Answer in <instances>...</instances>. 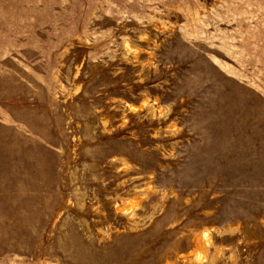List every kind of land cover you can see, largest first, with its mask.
I'll return each mask as SVG.
<instances>
[{
	"label": "rangeland",
	"instance_id": "374dc122",
	"mask_svg": "<svg viewBox=\"0 0 264 264\" xmlns=\"http://www.w3.org/2000/svg\"><path fill=\"white\" fill-rule=\"evenodd\" d=\"M0 264H264V0H0Z\"/></svg>",
	"mask_w": 264,
	"mask_h": 264
}]
</instances>
